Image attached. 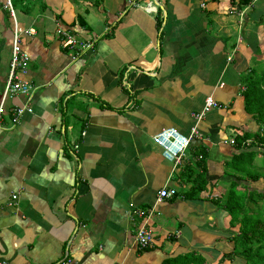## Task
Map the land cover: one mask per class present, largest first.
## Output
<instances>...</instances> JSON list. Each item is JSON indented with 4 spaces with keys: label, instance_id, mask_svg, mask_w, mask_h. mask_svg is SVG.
Returning a JSON list of instances; mask_svg holds the SVG:
<instances>
[{
    "label": "crops",
    "instance_id": "obj_1",
    "mask_svg": "<svg viewBox=\"0 0 264 264\" xmlns=\"http://www.w3.org/2000/svg\"><path fill=\"white\" fill-rule=\"evenodd\" d=\"M6 2L0 101L14 22L33 32L23 48L34 89L6 99L0 119V264H244L225 257L237 228L220 203L239 153L231 140L259 128L243 94L250 80L264 85V0H9L13 17ZM79 44L91 48L72 59ZM207 98L218 107L203 112ZM194 125L199 137L174 166L153 137ZM261 149H248L259 169ZM202 155L207 184L185 198ZM162 188L177 196L160 198ZM135 210L150 214L145 250Z\"/></svg>",
    "mask_w": 264,
    "mask_h": 264
},
{
    "label": "trees",
    "instance_id": "obj_2",
    "mask_svg": "<svg viewBox=\"0 0 264 264\" xmlns=\"http://www.w3.org/2000/svg\"><path fill=\"white\" fill-rule=\"evenodd\" d=\"M248 83L243 94L245 111L252 115L259 128L256 132H248L233 139L239 153L225 164V174L232 179L222 202L219 203L230 216V227L237 228L230 238L232 252L225 257L231 262L240 259L244 264H264V188L260 191L249 184L261 179L264 182V164L259 169L255 164L257 152L248 150L259 146L264 152V85H259L254 79ZM248 140L251 141L249 144ZM204 161L202 155L201 162L195 163L201 166V179L194 180L190 190L184 195L185 198H195L204 190L207 184ZM189 257L193 258L191 255ZM171 261L176 263L177 258Z\"/></svg>",
    "mask_w": 264,
    "mask_h": 264
},
{
    "label": "built area",
    "instance_id": "obj_3",
    "mask_svg": "<svg viewBox=\"0 0 264 264\" xmlns=\"http://www.w3.org/2000/svg\"><path fill=\"white\" fill-rule=\"evenodd\" d=\"M6 6L9 8L10 14L13 17L14 13L9 0H7ZM143 8L145 11L149 12L152 10V5L151 3H149L143 6ZM57 33L63 35L66 38L64 43L65 47H71L72 49L76 48L77 44L75 40L71 39L66 31L61 29V26H58ZM25 35L31 36V33L29 31H23L22 29L17 28L14 23L13 36L11 41L9 71L5 85L3 87L0 101V119L4 111V103L6 99L18 95L29 98L31 91L34 89V86H32L26 79L30 59L29 55L23 48V39ZM90 48V44H87L85 46L83 44H79V49H77L78 52H76L75 54H71L72 59H76L77 57H79L81 49L87 50ZM217 107L218 104L212 98H207L205 101L203 112L208 111L210 108ZM14 113L15 114L12 121L13 123H17L19 117L23 114V109L16 107L14 109ZM201 116L202 113L194 115V119L199 120ZM198 137L199 132L196 128V125H194L192 128H190L188 136L181 135L174 128H165L153 137V141L161 149L162 156L169 162H172L174 166H177L182 163L185 152L188 149L191 141L194 138ZM231 143H233V140H231ZM158 194L160 198L168 199L176 195V190L162 188ZM12 198L16 199V196H12ZM133 214H135V216L137 217L143 218V223L136 229L134 237L138 249L145 250L149 248L153 243V234L152 231L148 228L147 224V220L150 214L139 210H135Z\"/></svg>",
    "mask_w": 264,
    "mask_h": 264
},
{
    "label": "rangeland",
    "instance_id": "obj_4",
    "mask_svg": "<svg viewBox=\"0 0 264 264\" xmlns=\"http://www.w3.org/2000/svg\"><path fill=\"white\" fill-rule=\"evenodd\" d=\"M15 23V22H14ZM31 33V32H30ZM33 33V32H32ZM32 33H31V35H32Z\"/></svg>",
    "mask_w": 264,
    "mask_h": 264
},
{
    "label": "bare ground",
    "instance_id": "obj_5",
    "mask_svg": "<svg viewBox=\"0 0 264 264\" xmlns=\"http://www.w3.org/2000/svg\"><path fill=\"white\" fill-rule=\"evenodd\" d=\"M11 55V54H10ZM18 123V122H17ZM150 248V247H149Z\"/></svg>",
    "mask_w": 264,
    "mask_h": 264
}]
</instances>
